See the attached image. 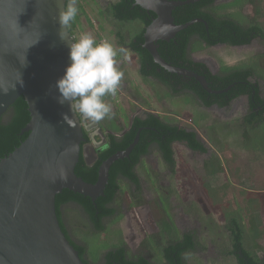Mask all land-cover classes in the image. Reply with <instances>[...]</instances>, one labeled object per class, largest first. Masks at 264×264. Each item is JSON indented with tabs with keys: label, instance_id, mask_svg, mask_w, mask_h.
<instances>
[{
	"label": "trees",
	"instance_id": "16d2710c",
	"mask_svg": "<svg viewBox=\"0 0 264 264\" xmlns=\"http://www.w3.org/2000/svg\"><path fill=\"white\" fill-rule=\"evenodd\" d=\"M215 1L217 0H200L175 9L172 17L176 25L186 24L194 19H202L206 22L207 29L202 23H195L176 34L170 42H158L156 46L159 56L167 64L203 76L208 88L212 91H222L229 88L226 93L221 95H209L195 80H186L183 77L171 75L154 64L149 53L142 48L144 29L155 17L153 13H147L138 6L134 7L133 0H116L107 9H102L100 12L101 17L112 26V34L118 45L128 43L132 47L139 65L138 73L142 79H151L162 85L169 91L171 97L189 96L195 100L197 106H202L205 109L213 106L218 109H227L230 103L245 97L247 99V111L244 116L230 121L222 123L213 121L209 127L205 126L206 116L202 121H200L201 119L192 121V126L189 128L182 127L174 117H172L173 121L171 122L160 114H148L144 119L135 117L128 130L121 137L115 135H120L127 128L122 125L109 127L114 135L108 138V147L97 154V160L94 164L87 165L82 154H80L75 175L86 183L94 184L97 180L100 164L115 153L126 150L133 143L135 136L139 134L138 143L128 158L119 160L111 166L108 183L102 197L92 202L88 198L64 190L55 198L56 214L60 227L70 244L79 253L84 264H92L87 260V247L73 241L74 239L72 240L67 234L61 219V207L66 204L78 206L93 233L100 235L107 229L105 228L106 220L111 221L113 219L112 222H114L116 218L121 217V198H124V192L120 185L122 182L126 183L127 190H134V201L128 206L130 210L145 204L142 193L143 182L147 185V190L154 194L158 192L160 194L158 201L166 214L161 218L162 234L160 236L163 239L167 237V240L161 252L163 261L157 264H186L187 257L195 253L196 242L193 235H179L174 226V221L167 215L168 200L172 195H164L163 191L159 189L158 183L152 181L150 168L147 172L143 169L141 171L143 166V164L140 165L141 158L149 154L150 151H156L162 161L173 169L175 165L173 144H182L191 152L206 154L208 148L198 138L196 130H208L211 136L207 139L215 147L217 153H211V156L203 164L202 171L205 177L200 180V183L205 192L208 191L210 199L214 201L215 194L219 196L215 199L218 201V203L214 202L215 204L222 203L230 184L214 188L209 179L224 172L222 162L217 154L222 153L232 139L236 140V135H230L232 131L238 135L240 141H243L242 147H240L242 150L258 152L264 156V98L259 95L261 91L260 82L264 81V72L258 71L254 66L228 67L223 65L220 75H212L205 65L192 61L189 55V53L198 52V47L200 48L201 45L205 49H210L219 44L229 47L248 45L256 37L264 40V29L257 22L243 26L231 19L232 16H222L218 15L216 11L212 12L210 9ZM233 3L234 5H242L243 0H235ZM223 7L225 6L222 4L218 9ZM76 20H78V16L68 28L73 38H75ZM259 58L262 57L259 56ZM254 77L258 80H252ZM108 99L109 96H106L105 102ZM29 120L27 105L24 99L20 97L0 118V160L12 153L26 139L27 135L22 134V130L29 123ZM229 208L228 211L224 212V231L228 245H219L218 249L222 255L233 256L237 264H264V250L262 251L263 256L259 257L257 251L259 246L256 249L253 246V241L262 236L261 229L264 226V219L260 216L258 203L254 200L246 201L243 208L246 216H241L238 210ZM211 233L213 234V231ZM159 241L151 237L146 241L147 249L151 250L158 245ZM100 264L152 263L141 256L131 257L121 239L118 245L103 253Z\"/></svg>",
	"mask_w": 264,
	"mask_h": 264
},
{
	"label": "water",
	"instance_id": "95a60500",
	"mask_svg": "<svg viewBox=\"0 0 264 264\" xmlns=\"http://www.w3.org/2000/svg\"><path fill=\"white\" fill-rule=\"evenodd\" d=\"M198 1L133 0L155 16L144 29L142 48L169 74L195 80L209 95H221L229 88L212 91L204 77L167 64L157 52L158 42H170L195 23L207 29L202 19L176 25L172 17L175 9ZM62 4L63 0H0V118L20 97L30 117L22 130L26 139L0 160V264H84L60 227L55 198L64 190L92 202L102 197L111 166L128 158L139 139L137 134L126 150L103 161L94 184L75 175L85 142L83 128L89 127L81 119L75 128L69 127L63 114L75 118L70 106L57 102L56 81L70 63L68 38L58 35ZM92 153L91 160L84 155L87 165L94 162Z\"/></svg>",
	"mask_w": 264,
	"mask_h": 264
},
{
	"label": "rangeland",
	"instance_id": "374dc122",
	"mask_svg": "<svg viewBox=\"0 0 264 264\" xmlns=\"http://www.w3.org/2000/svg\"><path fill=\"white\" fill-rule=\"evenodd\" d=\"M108 1L78 0L79 19L76 20L74 29L76 39H79L81 33H89L97 42L107 40L114 46L113 28L98 14V4L101 3L102 5ZM234 1L227 0L221 2L225 6L222 9H218L222 4L217 2L210 10L212 12L216 11L218 15L222 16L237 14L240 19L239 14L245 8L247 13L244 15L251 16V8L244 7L243 5H234ZM245 1L243 0V4ZM260 1L263 12L260 23L264 26V0ZM198 49V52L194 54L190 53V57L196 61L206 60L213 73H217L222 64L232 67L254 66L258 71L264 72V64L262 65V61L260 62L258 57H256H263L264 46L261 43L260 45L254 43L250 47L240 49H233L229 46L205 49L203 45L200 48L198 47ZM121 61H124V63L121 64ZM117 67L123 72V78L119 87L120 94L111 96L112 101L107 100L106 103L111 104L112 110H117L115 116H117L124 128H128L132 118L142 109L160 114L171 122L173 121L172 117H174L182 127L186 128L192 126V121L200 119L202 121L205 116L207 117L205 126L209 127L213 121L219 123L230 121L237 117L239 118L247 111L245 97L230 104L229 108L221 110L216 108L205 109L202 106H197L195 100L189 96L171 97L169 91L162 85L153 80L142 79L140 77L137 58L129 52H126L122 60H117ZM252 80H258V78L254 77ZM260 87L264 93L263 81L260 82ZM120 103L122 104V109L119 108ZM84 123L87 122L84 121ZM111 124L115 126L114 121ZM196 131L198 138L207 146L208 153H193L185 145L174 144V176L171 173H167L165 165L160 161L158 153L154 150L151 151L150 156L146 159L145 166H142L141 171L143 169V171L147 172L150 164H153V166L156 164L160 172H165L162 175L161 182L164 187L169 185L174 189L176 197L173 200L174 205H176L174 213H176L177 218H180V221H185L188 227L195 232L194 239L197 250L194 254L187 257L186 264H237L233 256L217 255L216 253L219 245H228V239L224 231V212L228 211L229 207H231L233 210H238L241 216H244L245 212L243 208L246 201L254 200L259 205L261 218L264 219V156L258 152L242 150L240 147H242L243 141H240L238 135L232 131L230 135H236V140L232 139L223 152L217 154L222 162L224 172L209 179L211 186L214 188L230 184L227 187L222 203L220 205L215 204L214 202L218 203L215 199L219 198V196L215 194L214 197L212 196L214 201L210 199L208 191L206 190L208 194L204 192L205 190L202 188L200 180L205 177L202 171L203 164L211 156V153L216 154L217 152L207 139L211 136V133L208 130ZM140 176L142 177L141 174ZM157 183L159 182L157 181ZM120 185L124 192V199L128 200L126 183L122 182ZM142 186L145 198L154 199L156 197L157 193L154 194L146 190L144 182ZM185 200L191 201L197 206L203 216L200 221L203 227H207V233L201 231L202 226L198 224L197 220L190 217L187 218L185 214L179 211L180 205ZM147 211V207L141 210L134 209L127 215L116 218L114 222H112L113 219L107 221L105 223V228L107 229L102 234L97 235L93 233L84 215L81 213L77 215L76 211L72 210L68 214L69 230L77 243L84 244L87 247V259L89 262L100 264L103 253L118 245L121 238L127 245L128 250L131 248L134 250L136 247L131 246L129 242L130 238L133 236L135 238L139 237L140 234L142 236H149L152 233V224H150L152 219L148 220ZM168 216L172 217L171 214H168ZM210 218L213 221H210ZM176 223L179 227H182L177 220ZM261 230L263 232L262 236L253 241L255 249L259 246L257 250L259 257L263 256L262 251L264 250V226ZM211 231H213V234ZM215 246H217V250ZM162 247L163 245L153 247L146 254V258L152 264L163 261L161 256Z\"/></svg>",
	"mask_w": 264,
	"mask_h": 264
},
{
	"label": "clouds",
	"instance_id": "9594fccd",
	"mask_svg": "<svg viewBox=\"0 0 264 264\" xmlns=\"http://www.w3.org/2000/svg\"><path fill=\"white\" fill-rule=\"evenodd\" d=\"M78 13V0H63L57 18L60 26L58 35L61 40L68 38L70 63L56 81L57 102L70 106L75 118L63 114V120L69 127L75 128L82 118L95 135L96 125L114 115L105 97L117 94L123 72L117 67L118 52L112 43L107 40L97 42L89 33H81L79 39L71 36L68 28ZM119 51L122 53L123 49ZM25 63L24 56L22 64ZM18 81L22 86V79Z\"/></svg>",
	"mask_w": 264,
	"mask_h": 264
},
{
	"label": "flooded vegetation",
	"instance_id": "af4514ba",
	"mask_svg": "<svg viewBox=\"0 0 264 264\" xmlns=\"http://www.w3.org/2000/svg\"><path fill=\"white\" fill-rule=\"evenodd\" d=\"M114 1L116 0H109L108 2H104V4L101 5V3L98 4L99 6V11H98V14L100 15V12L102 9H107ZM224 1H227V0H217L214 2L213 6L219 2L220 4H222L221 2H224ZM103 2V1H102ZM244 7H248V8H251L252 9V14L251 16H247V15H244L245 13H247V10L244 8L242 9L241 11V14H239L240 16V19L238 18V15H234V14H231L229 16H232L231 19H233L234 21H236L238 24H241L243 26H246L250 23H254V22H257L258 24H260V26L264 29V26L262 23H260V20L262 18V8H261V1L260 0H246L244 2V4H242ZM134 7H136L134 5ZM79 15V14H78ZM77 15V16H78ZM101 16V15H100ZM79 19V18H78ZM75 29V28H74ZM254 43H257L260 45L263 44L264 46V40H262L260 37H256L254 39H252V41L248 44V45H242V46H235V47H230V48H237V49H240V48H245V47H250L252 46ZM226 45H223V44H219V45H216L212 48H216V47H224ZM114 47L117 49V52H118V55L116 57L117 60H122L126 54V52H129L133 55H135V53L133 52L132 50V47L126 43V44H122L121 46L118 45V42L117 40L115 39L114 37ZM119 47L120 49H123V52L121 53L119 50ZM262 58H258L260 59V62L262 63V65L264 64V51L262 52ZM190 55V53H189ZM255 55V54H253ZM256 56V55H255ZM136 57V55H135ZM137 58V57H136ZM191 58V57H190ZM192 61L194 62H199L203 65H205V67L208 69V71L212 74V75H220L221 74V67L224 65L222 64L219 71L217 73H213L211 71V68L210 66L208 65V63H206L207 61L206 60H202V61H196L195 59L191 58ZM124 61H121V64H123ZM226 66V65H224ZM228 67H232V66H228ZM179 68V67H177ZM184 69V68H182ZM139 70V69H138ZM187 70V69H185ZM189 71V70H188ZM193 72V71H191ZM195 73V72H193ZM198 75V74H197ZM203 77V76H202ZM185 78L186 80H191L190 78H187V77H183ZM205 79V78H204ZM151 80V79H150ZM264 82V81H263ZM117 94H120V91L118 90ZM116 94V95H117ZM115 95V96H116ZM262 98H264V93L262 91H260V94H259ZM107 101V100H106ZM108 101H112V98L111 96H109V99ZM235 102V101H234ZM112 103V102H110ZM233 103V102H232ZM230 103V104H232ZM122 104L120 103V106L119 108L122 109ZM230 106V105H229ZM118 108V109H119ZM210 108H216L218 109L216 106H213V107H210ZM208 108V109H210ZM229 108V107H228ZM124 109V108H123ZM221 110V109H219ZM114 115L111 117V118H105L104 120L100 121L98 125H96V132H95V135H93L90 130L89 131H86L84 128H83V138L85 139V142L82 143L81 147V154L84 158V155H87V158L89 160H91L93 158V153H95V157H94V162L93 164L96 162L97 160V154L100 153L102 150H105L107 147H108V144H107V141H108V138L112 135H114V133L111 131V129L109 127L112 126L111 123H113V121L115 122V125L116 126H121V123L119 121V119L117 118L116 115V109L115 110H112ZM148 114H155L153 112H150V111H145V110H139L137 112V114L132 118V120L135 118V117H139L141 119H144L146 117V115ZM246 114V112L244 113V115ZM81 119V122L83 123V126H88V122L87 123H84V121ZM131 120V121H132ZM131 125V123H130ZM130 125L128 126V128L130 127ZM128 128L126 130H124L120 135H115L116 137H121L125 131L128 130ZM84 134H86V137H84ZM174 145V144H173ZM84 147H86V149L84 150ZM195 153V152H193ZM151 154V151L149 152V154H147L146 156L142 157L141 158V161H140V165H144L145 164V161L146 159L150 156ZM158 157L160 159V161L165 165L166 167V171L168 174L171 173V175H173V171H174V168L171 169L170 167H168L161 159L160 155L158 154ZM92 165V164H91ZM145 166V165H144ZM151 167V168H150ZM150 169H151V179L153 182H159L158 183V186H159V189H161L164 193V195H169L171 194L172 196L169 197V200H168V212H167V215L168 214H171L172 215V220L174 221V226L176 228V230L178 231L179 235H184V234H191L193 235L194 237V230H192L191 228L188 227V224L185 223V221H180V218H177L176 216V213H174L176 211V205H174L175 203H173V200L175 197V193H174V189L167 185L166 187L163 186L161 180H162V175L165 174V172H160L159 168L156 167V164L153 166V164H150ZM174 176V175H173ZM146 188H147V185H146ZM143 187H142V193H143ZM147 190V189H146ZM148 191V190H147ZM205 192V191H204ZM144 195V193H143ZM186 196V195H185ZM145 198V196H144ZM160 199V194L159 192L157 193L156 197L154 199H148V198H145V204L139 208H134V209H137V210H141V209H144L145 207L148 208V211H147V216H148V220L149 219H152V222L150 224H152V233L149 235V236H142L141 234L139 235V237H132L130 238V244L131 246H135L136 248L133 250L132 248L128 250L127 248V245L124 243L125 247H126V250L127 252L129 253V255L133 258L135 257H143L144 259H146L147 261H149V259L146 258V254L148 253V251H150L149 249H147V242L151 237H153L155 240H160L158 245H156L155 247H159V245H163L162 248L165 247V243H166V240H167V237H164V239L160 236L162 234V226H161V218L163 217V215H166L165 212H163V208H162V205L159 204V200ZM121 201H122V205L120 207V212H121V216L123 215H127L129 212H131L132 210L129 209V204H131L133 201H134V190L132 189H129L128 190V200H125L124 198H121ZM223 201V199H222ZM220 205V204H219ZM76 211V214H82L83 215V212L81 211V209L74 205V204H66L64 206L61 207V219H62V223L64 224V227L67 231V234L72 238L73 240V237L71 236V233H70V228H69V211ZM179 211L182 212L183 214H185V216L187 218H194L195 220H197L198 224L200 226H202V223L200 221V219L203 217L200 213V211L198 210L197 206L191 202V201H187L185 200V202L183 204L180 205L179 207ZM75 213V212H74ZM68 215V216H67ZM85 217V216H84ZM177 218V219H176ZM209 218V216H208ZM147 220V221H148ZM176 220L177 222H179V224L182 226V227H179L176 223ZM108 220L105 221V223L107 222ZM210 221H213L211 218H210ZM91 227V226H90ZM187 227V228H186ZM201 228V227H200ZM201 231L207 233V227H203L202 226V229ZM208 237V235H207ZM162 238V239H161ZM122 239V238H121ZM195 240V239H194ZM75 241V240H73ZM123 241V240H122ZM124 242V241H123ZM210 244H212L211 242H209ZM216 250H217V246H215ZM197 250V246H196V249H195V252ZM217 255H222V252L220 251V249H218L216 251ZM88 260V259H87ZM150 262V261H149ZM151 263V262H150Z\"/></svg>",
	"mask_w": 264,
	"mask_h": 264
},
{
	"label": "crops",
	"instance_id": "0c3cea01",
	"mask_svg": "<svg viewBox=\"0 0 264 264\" xmlns=\"http://www.w3.org/2000/svg\"><path fill=\"white\" fill-rule=\"evenodd\" d=\"M242 98V97H241ZM240 99V98H239ZM246 99V98H245ZM246 103H247V99H246ZM242 116H244V114L242 115ZM175 156V155H174Z\"/></svg>",
	"mask_w": 264,
	"mask_h": 264
}]
</instances>
